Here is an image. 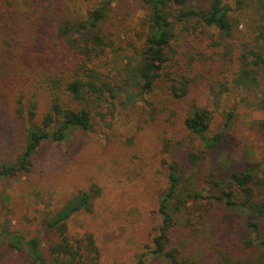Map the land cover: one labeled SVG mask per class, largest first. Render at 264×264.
I'll return each mask as SVG.
<instances>
[{"label":"rangeland","instance_id":"rangeland-1","mask_svg":"<svg viewBox=\"0 0 264 264\" xmlns=\"http://www.w3.org/2000/svg\"><path fill=\"white\" fill-rule=\"evenodd\" d=\"M104 1L45 0L43 24L54 32L49 41H59L60 46L55 26L62 20L87 16ZM235 1L223 0L233 8L230 17L234 23L232 38L222 43L225 48L211 45L210 35L215 41L220 38L217 29L201 28L195 22L197 18H191L192 29L181 25L176 28V37L167 50L171 56L166 67L168 75L164 68L165 75L151 92L136 95L134 104L126 108L75 102L72 107L88 108L90 128L72 130L60 142L43 141L32 156L28 172L0 177V264H25L24 256L6 245L1 237L3 229L26 239L38 237L49 261L46 247L54 235L45 226L47 216L92 185L100 190L92 211L76 213L68 220L69 236L91 234L99 251V264H136L141 254L147 257L145 264H165L152 259L148 252L154 248L153 238L162 222L158 201L167 187L165 165L171 161L177 163L184 176L196 173L191 187L202 198L187 200L192 225L169 229L168 246L178 247L181 257L200 251L203 264H264V248L243 245L247 235L244 224L248 222L244 211L227 206L217 198L219 190L214 191L207 183L211 175L224 180L230 172H243L253 166L264 185V129L260 124L264 111L249 104L253 95L222 92L216 107L209 94L214 81L229 83L234 77L236 56L254 35L256 13L264 7V0H245L237 9ZM209 2L189 0L187 7L205 9ZM147 11L138 0H114L110 4L104 28L111 46L105 48L106 56L100 59L103 72L118 73V78L129 75L135 66L130 58L144 40ZM43 37H47L46 32ZM35 74V70L14 72V80L0 89V166L13 163L27 143L28 121L26 115L16 114L17 99L23 100L27 108L36 96V124L49 109L45 90L37 84L39 73ZM179 76H186L191 83L188 94L175 99L168 87ZM259 90L264 91V71ZM191 108L211 112L208 136L222 128L228 110L234 111L235 117L216 147L203 151L201 140L185 130L183 119ZM188 149L203 151L195 168L186 160ZM259 192L264 195V186ZM173 218L178 222L182 215L174 213ZM258 222L264 235V217Z\"/></svg>","mask_w":264,"mask_h":264},{"label":"trees","instance_id":"trees-1","mask_svg":"<svg viewBox=\"0 0 264 264\" xmlns=\"http://www.w3.org/2000/svg\"><path fill=\"white\" fill-rule=\"evenodd\" d=\"M113 1L105 0L80 19L60 21L55 26V36L61 43L59 46V41H49L54 32L43 24L42 14L45 11L42 5L45 0H0V89L4 90L14 80V72L23 74L35 70L37 75L39 73L37 84L45 90L49 104L48 111L36 124V96H32L27 108L23 100L17 99L15 112L19 117H27L28 139L13 163L1 164L0 177L28 172L32 156L43 141L60 142L72 130L87 131L91 125L89 110L87 107H72L75 102L76 105L86 101L110 106L118 104L126 108L134 104L136 95L151 92L156 82L165 75L164 68L166 70L171 58L167 50L171 48L179 25L192 29L189 20L197 18L195 22L201 28L217 29L218 41L209 36L214 47L225 48L222 43L232 38L234 23L230 14L233 8L223 0H210L205 9L188 8L189 0H138L148 10L144 40L130 58L129 62L134 60L135 66L128 72L129 75L118 78V73L111 75L103 72L100 60L106 56L105 48L111 46L104 24ZM244 2L236 0V8H241ZM45 32L47 37H43ZM236 60L237 71L229 83H212L209 94L213 105L219 106L222 92L234 90L246 96L253 95L254 99L249 104L264 111V91L259 90L260 74L264 71V7L258 9L254 35L237 54ZM166 73L168 75L167 70ZM178 79L172 80L168 88L173 98L182 99L188 94L191 82L186 76H179ZM211 116L206 108H191L183 119L185 130L201 140L203 151L216 147L222 141L224 130L231 125L235 114L233 110H228L222 128L208 136L206 132ZM260 124L264 129V121ZM168 145L169 142H166L165 146ZM203 151H186V160L191 168L198 165ZM262 162L264 164V156ZM165 172L167 187L158 201L162 222L153 238L154 248L148 254L165 264H203L200 251L181 257L178 247L168 246L167 236V231L173 227L192 225L186 204L188 199L202 198L201 193L191 187L197 175L192 171L189 178L184 176L175 161L166 163ZM257 172L258 169L252 166L243 172H230L224 180L211 175L207 183L214 191L219 190L217 198L227 206L244 211L248 222L244 224L247 235L243 245L264 248V235L260 233L258 222L264 217V195L259 192V187L264 185L257 179ZM184 178L188 182H184ZM99 192L98 187L92 185L47 216L45 226L54 235V240L46 247L49 261L45 260L38 237L26 239L6 229L1 231V237L10 249L24 256L25 264H99V251L93 236L86 234L74 238L67 230V222L74 214L92 211V202ZM174 213L182 215L178 222L173 218ZM146 260V255L141 254L137 256L136 264H145Z\"/></svg>","mask_w":264,"mask_h":264}]
</instances>
